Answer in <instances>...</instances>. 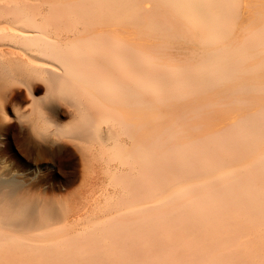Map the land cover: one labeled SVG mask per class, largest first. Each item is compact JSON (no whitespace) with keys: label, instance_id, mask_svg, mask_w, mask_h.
<instances>
[{"label":"bare ground","instance_id":"obj_1","mask_svg":"<svg viewBox=\"0 0 264 264\" xmlns=\"http://www.w3.org/2000/svg\"><path fill=\"white\" fill-rule=\"evenodd\" d=\"M0 1L2 82L5 78L11 83L21 81L18 75L30 81L40 77L52 91L74 101L82 135L105 145V153L121 168L135 165L141 171L137 177L133 174L136 179L122 175L111 185L126 189L149 172L157 174L148 201L121 214L128 218L129 228L145 232L156 222L162 235H157V241L160 237L226 238L239 230L264 238L263 15L241 26L239 0H148L160 2L181 19L186 31H179L176 21L165 25L145 16L140 3L146 0ZM131 25L159 34L162 42L152 43L150 51L134 46L128 31ZM177 39L197 48L177 64L161 61L162 45ZM32 87H28L30 95ZM212 92L233 99L223 101L222 108L216 100L201 104ZM142 107L157 108L161 115L159 127L147 129L150 133L144 136ZM211 114L231 121L227 128L199 137L203 120ZM192 119L199 124L190 125ZM120 136L129 143L123 144ZM21 219L0 215V225L13 220L24 223ZM121 226H99V232L115 229L122 237H81V244L42 236L49 244L40 249L25 247L22 238L0 231V261L145 264L132 256L131 248L149 246L145 240H156L151 235L155 231L149 233L152 237H125ZM239 233L237 237H246Z\"/></svg>","mask_w":264,"mask_h":264},{"label":"rangeland","instance_id":"obj_2","mask_svg":"<svg viewBox=\"0 0 264 264\" xmlns=\"http://www.w3.org/2000/svg\"><path fill=\"white\" fill-rule=\"evenodd\" d=\"M158 4L155 5V2L146 0L145 4L140 3V6L148 18L153 17V20L165 25L176 21L177 26L180 27L178 30L184 28L183 30L186 31L181 19L175 17L160 2ZM1 5L3 3L0 1V10ZM237 7L241 17L239 23L241 26L252 18L259 15L264 16L263 0H239ZM46 12L48 11L44 14ZM128 31L131 34L133 45L144 50L150 51L149 46L152 43L162 42L159 34H153L141 26L131 25ZM182 42L177 39V41L168 43L170 47L162 45L164 51L160 48L162 52L160 60L174 65L179 63V60H183V55L189 56L197 48V45L191 42ZM18 78L21 81L11 83V80L7 81V78L2 82L4 79L0 77V85H2L0 86V161L3 162L0 164V215L6 219H9L11 215H19L23 217L21 221L24 223L17 220L3 221L0 231L22 238L25 247L40 249L41 246L49 244L47 239L43 238L45 236L65 237L69 241L78 243L82 241L81 237H122L123 233L120 235L115 229L99 232V226L115 223L122 225L120 229L125 228L124 236L127 237H135L136 234V237H152L149 233L155 231L151 235L156 237V240L153 237L150 238L152 243L150 239L145 240L149 246L141 245L137 249L131 248L132 256H138L139 260L141 259L145 264H264V238L253 237L250 230L234 231L235 235L232 234L226 238L177 237L176 239L173 237V240L169 238V240L166 239L167 243H164L166 240L161 238V231L157 228L155 220L153 221L155 222L153 223L154 229L151 226L153 230L143 232L144 229L141 228L139 232H136L134 227L129 228L128 218H123L121 214L126 212L128 207H138L146 199L148 201L151 182L158 178L157 174L152 173L151 175L149 172L147 177L130 184L126 189L121 185H116L122 175H124L123 179L133 174L136 177L139 176L141 171L137 168L138 166H122L124 168H121L117 163L120 167L117 170L116 161L105 153L107 149L105 145L87 140L77 128L79 110L77 111L74 101L52 91L47 84H44L45 81L41 82L43 79L40 77H32L31 81L30 78L27 80L20 75L16 76V79ZM28 81L30 82L28 87L33 86L34 89L31 95L27 87ZM206 96L201 104L213 103L216 100L220 102L221 108L224 102L233 99L231 96L228 97L230 99H226L220 92H212ZM158 112L157 108L153 110L145 107L139 108V116L145 124L143 128L145 131L141 132V135L144 136L147 129L154 130L159 127L158 119L161 120V115L158 117ZM210 116L207 115L205 121L203 120V126L199 128V137L207 131L214 133L215 130L225 129L231 121L229 118L223 119L215 114ZM149 118L154 120L148 123ZM197 123L199 124L197 119H192L190 125ZM25 139L29 140L30 144H26ZM119 139L123 144L129 143L124 136H120ZM187 141L186 139L182 143ZM101 146L105 148L103 151ZM166 149L167 146L163 148V150ZM114 164H116L115 168ZM119 170H122V173ZM9 171L13 174L11 181L3 179L5 173ZM135 176L132 177L136 179ZM111 181H115L116 184L112 182L111 185ZM114 185L122 189H116ZM139 218L138 221H140ZM129 220L131 222L130 218ZM130 231L133 232L132 236L127 234ZM238 233L246 237H237ZM157 235L161 236L162 241L160 238L157 241ZM159 242L164 243V247ZM158 244H160L159 248L156 246ZM150 246L154 249H150ZM191 248L195 249L192 250L195 254H192ZM174 250L178 251L175 257H173ZM148 256L149 258L146 259ZM8 260L7 262L0 261V264H21L17 258Z\"/></svg>","mask_w":264,"mask_h":264},{"label":"snow or ice","instance_id":"obj_3","mask_svg":"<svg viewBox=\"0 0 264 264\" xmlns=\"http://www.w3.org/2000/svg\"><path fill=\"white\" fill-rule=\"evenodd\" d=\"M0 164H3L2 161H0ZM6 167V165H5ZM3 179L7 180V181H11L13 179V174L9 171L7 173H5V176L3 177Z\"/></svg>","mask_w":264,"mask_h":264}]
</instances>
